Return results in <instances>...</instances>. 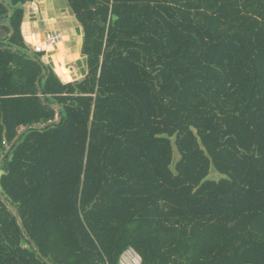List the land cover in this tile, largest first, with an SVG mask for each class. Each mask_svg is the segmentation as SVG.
<instances>
[{"label": "trees", "instance_id": "obj_1", "mask_svg": "<svg viewBox=\"0 0 264 264\" xmlns=\"http://www.w3.org/2000/svg\"><path fill=\"white\" fill-rule=\"evenodd\" d=\"M34 1L0 0V264H264V0H65L70 83Z\"/></svg>", "mask_w": 264, "mask_h": 264}, {"label": "rangeland", "instance_id": "obj_2", "mask_svg": "<svg viewBox=\"0 0 264 264\" xmlns=\"http://www.w3.org/2000/svg\"><path fill=\"white\" fill-rule=\"evenodd\" d=\"M64 1L65 0H35L29 8H26L27 16L25 21L27 24L26 31L24 30V33L30 31L31 29L32 32H39L40 35L37 36V40L42 41L43 36H45L44 34L47 36L49 35V31L59 28L63 31V33L69 32L73 35L74 41L77 39V36H81L80 41H82L81 27L67 10ZM62 39L65 40V38ZM73 48L74 45H72L71 49ZM45 54H47V50ZM48 54L50 55L51 53ZM73 56L74 62H76L79 67L77 69V71H79L77 75L79 76L81 70H83L84 63L77 54H73ZM45 57L46 55L44 56L43 61H46ZM175 159H178L177 153H175ZM219 177L220 176L216 172L212 171L208 179L216 181Z\"/></svg>", "mask_w": 264, "mask_h": 264}, {"label": "crops", "instance_id": "obj_3", "mask_svg": "<svg viewBox=\"0 0 264 264\" xmlns=\"http://www.w3.org/2000/svg\"><path fill=\"white\" fill-rule=\"evenodd\" d=\"M29 8V7H27ZM27 12L25 13V19L22 27V33L25 39V42L30 46H40L43 47L45 50H47L46 54V61L45 63L49 64L58 77L64 82V83H70L77 81L81 78H83L86 74V68L83 57L80 56V49L82 41H80L81 36H77L76 40H73V35H71L69 32L63 33L61 29H53L49 31V35L43 36V40L39 41L37 40V36L40 35L39 32H32V29L26 33H24V30L26 31V20ZM31 32V33H30ZM57 33L59 35V42L55 46L46 47V40L47 38L52 34ZM62 38H65L63 40ZM72 45H74V48L71 49ZM48 53H51L50 55ZM54 54V55H53ZM73 54H77L81 60H83L84 67L83 70H81L80 75L77 74L79 71L77 69L79 68L73 60ZM75 67H74V66ZM83 71V72H82Z\"/></svg>", "mask_w": 264, "mask_h": 264}, {"label": "built area", "instance_id": "obj_4", "mask_svg": "<svg viewBox=\"0 0 264 264\" xmlns=\"http://www.w3.org/2000/svg\"><path fill=\"white\" fill-rule=\"evenodd\" d=\"M60 38L57 33H52L46 40V47L55 46L59 42ZM35 52H46L43 47L33 46L32 47ZM141 258L138 254H136L132 249L127 250L123 253L120 258V264H140Z\"/></svg>", "mask_w": 264, "mask_h": 264}, {"label": "water", "instance_id": "obj_5", "mask_svg": "<svg viewBox=\"0 0 264 264\" xmlns=\"http://www.w3.org/2000/svg\"><path fill=\"white\" fill-rule=\"evenodd\" d=\"M58 112V111H57ZM57 123H59V120L57 121ZM19 222V221H18ZM20 223V222H19Z\"/></svg>", "mask_w": 264, "mask_h": 264}]
</instances>
